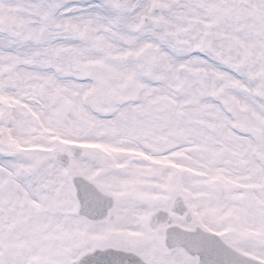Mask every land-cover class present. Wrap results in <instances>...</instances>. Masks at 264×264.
Returning <instances> with one entry per match:
<instances>
[{
	"label": "snow or ice",
	"instance_id": "obj_1",
	"mask_svg": "<svg viewBox=\"0 0 264 264\" xmlns=\"http://www.w3.org/2000/svg\"><path fill=\"white\" fill-rule=\"evenodd\" d=\"M0 264H264V0H0Z\"/></svg>",
	"mask_w": 264,
	"mask_h": 264
}]
</instances>
